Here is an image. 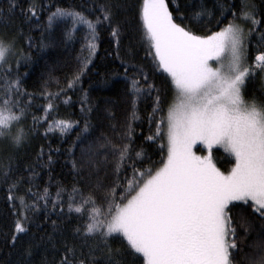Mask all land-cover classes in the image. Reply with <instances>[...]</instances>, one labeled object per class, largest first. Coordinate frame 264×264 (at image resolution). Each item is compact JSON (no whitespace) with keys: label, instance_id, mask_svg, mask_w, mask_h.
<instances>
[{"label":"snow or ice","instance_id":"obj_1","mask_svg":"<svg viewBox=\"0 0 264 264\" xmlns=\"http://www.w3.org/2000/svg\"><path fill=\"white\" fill-rule=\"evenodd\" d=\"M18 6L19 0H8L7 13H14ZM37 7L36 0H30L27 9L20 8V11L33 19L37 16ZM191 7L194 20L212 14L203 4ZM197 7L199 10H195ZM175 11L179 15L174 18L168 0H142L139 9L147 54L154 67L170 78L173 90L167 102L157 94L148 117L150 126L155 123L156 132L146 139H166V157L158 167L137 168L132 158L135 150L129 120L122 125L123 131L117 133L119 142L104 136L96 148L90 144L86 149L89 159L97 155L98 148L111 149L117 172L125 161L132 160V176L125 175L126 184L113 183L102 193L71 189L73 195L68 196V208L80 214L81 220L75 233L85 242L93 240L95 247L89 246L85 255L75 245L65 244L59 264H98L97 251H106L108 264H120L114 259L119 250H113L109 244L117 235L133 253L142 257L143 264H238L235 257L241 250L240 233L246 238L251 228L245 213L251 210L264 222V102L258 103L255 97L251 101L244 98L248 79L256 73H264V49L258 50L254 59L249 51L254 33L258 34V43L264 45V31L257 28L264 21L256 19V7L251 0H242L239 15L231 8L220 6L219 30L197 35L183 25L182 21L189 17L180 12L179 5ZM229 11L232 19L220 26ZM4 15L5 9L0 7V18ZM114 17L111 0L94 3L91 14L56 7L47 16L49 29L57 22L69 25L65 32L68 37L79 29L85 30L84 47L88 56L67 81L68 90L73 89L87 71L104 27L109 28L110 35L119 42L121 24ZM12 58H15L14 79ZM27 58L17 48L15 37L0 34V141L6 140L17 148L28 141L41 121L47 123L46 131L61 134L74 123L68 119H49L56 107L54 101L66 96V90L59 89L55 93H44L48 100L42 106L44 115L38 118L33 114L32 125L25 127L24 121L32 107L31 94L21 90L18 73L21 59ZM121 63L129 81L131 119L135 120L138 119L136 101L145 91L144 85L149 94L155 85L149 83L147 75L137 66ZM130 68L134 70L131 76L128 75ZM24 98H27L26 104ZM86 101L85 92L81 103ZM85 111L92 109L88 107ZM197 145H203L208 154H197ZM214 146L234 158L230 170L225 172L217 167L212 155ZM142 154L143 151L135 152L136 157ZM11 159V156L7 162L0 159L5 182L12 171ZM23 182L24 178L20 177L9 188V199L19 200L21 209L14 223L16 234L28 231L27 213L38 207L41 200L55 207L56 200L63 203V193L68 192L58 187L56 199L50 200L48 188L33 192L30 186L26 192L32 197L29 204L25 196L12 195V190L18 191ZM27 183L31 185V179ZM101 187L96 185L97 190ZM234 208L243 210L237 214L238 221L232 214ZM12 238L15 241L17 235ZM250 248L245 254L247 264H264V234Z\"/></svg>","mask_w":264,"mask_h":264},{"label":"trees","instance_id":"obj_2","mask_svg":"<svg viewBox=\"0 0 264 264\" xmlns=\"http://www.w3.org/2000/svg\"><path fill=\"white\" fill-rule=\"evenodd\" d=\"M99 2L100 0H36L37 16L28 19L21 14L20 8L27 9L30 0H19V6L12 14L7 13L8 0H0V7L5 9V15L0 18V34L15 37L17 48L29 57L21 59L18 73L21 78V90L31 94L32 107L24 121L25 127L32 125L33 114L38 118L44 115L42 106L48 103L44 93H55L59 89H65L66 96L54 101L56 107L49 119H68L74 122L71 129L61 134L59 131H46L48 125L41 121L36 125L35 133L18 148L6 140L0 141V159L7 162L8 157H12V171L7 182L0 172V264H59L64 255L65 244L75 245L77 250H82L85 255L89 246L95 247L93 240L85 242L76 235L75 228L81 224L80 214L74 210L69 211L68 196L73 195V187L85 193L90 190L102 193L113 183L126 184L125 175L131 178L132 160L125 161L117 172L116 158L110 148H98L97 155L91 159L86 152L90 144L96 148L98 141H102L104 136L113 142H119L117 133L123 131L125 120H129L132 125L135 150L132 158L137 168L158 167L160 161L166 157V139H146L155 136L156 132L155 123L150 126L148 117L157 94L162 101L167 102L171 99L173 90L170 78L154 67L151 56L147 54L139 15L142 0H111L114 18L121 24L119 42L110 35V29L104 27L96 41L97 50L87 71L73 89H67V81L76 74L82 59L88 56L84 47L85 30L79 29L68 37L65 32L70 26L57 22L49 29L47 16L56 7L78 9L91 14L92 5ZM168 3L174 18L179 15L175 11L179 5L180 12L189 17L182 21L183 25L190 27L197 35H207L219 30L217 19H221L220 6L231 8L238 15L242 11V0H168ZM251 3L256 7V19L264 21V0H251ZM193 4H203L212 14L192 19ZM195 10H199V7ZM225 16L220 26L226 25L232 19V12H226ZM237 22L242 23L241 20ZM177 23L181 21L177 20ZM257 28L264 31V23ZM258 40V34L254 33L249 44L252 59L258 50L264 49V45H260ZM122 61L124 64L137 66L138 70L147 75L149 83L155 85L151 94L144 85L145 91L136 101L135 111L138 119L135 120L131 119L132 98ZM13 63L14 79L15 58ZM133 71L130 68L128 75L131 76ZM137 79L140 77L137 76ZM85 92L87 101L82 104ZM253 97L258 103L264 102L263 73L254 74L247 81L244 98L251 101ZM27 102V98H24V103ZM88 107H91V112L85 111ZM140 151H143V154L136 157L135 152ZM213 156L222 171L230 170L234 163V158L220 147H215ZM33 172L36 173L35 176ZM20 177L24 178V182L19 184L18 191L12 190V195L25 196L29 204L32 197L27 196L26 192L30 186L33 192L48 188L51 193L50 200L56 199L58 187L66 188L68 192L63 193V203L56 200L55 207L52 203L45 205L41 200L38 207L30 209L27 213L28 231L16 234L14 223L17 212L21 209L19 200L9 199V188ZM29 179L32 181L31 185L27 183ZM97 184L102 186L98 190ZM241 211L243 210L240 208L232 209L233 217L237 221V214ZM245 214L251 221V228L246 238H243V232L240 233L241 250L235 257L238 264H247L245 254L251 251L250 245L264 234V222L259 216L253 215L251 210ZM14 234L17 235L15 241L12 238ZM109 244L113 250H119L114 259L120 264H143L142 257L133 253L121 236L110 239ZM95 255L98 264H108L106 251H97Z\"/></svg>","mask_w":264,"mask_h":264},{"label":"rangeland","instance_id":"obj_3","mask_svg":"<svg viewBox=\"0 0 264 264\" xmlns=\"http://www.w3.org/2000/svg\"><path fill=\"white\" fill-rule=\"evenodd\" d=\"M13 59L12 58V63H13ZM14 64V63H13ZM263 79H264V73H263ZM246 100V99H245ZM215 147H219V146H214L213 150L215 149ZM197 151V154L199 155H207V149L203 146V145H197V148L195 149ZM213 150H212V155H213ZM213 160L215 162L214 156H213ZM216 163V162H215ZM217 165V164H216ZM218 167V166H217Z\"/></svg>","mask_w":264,"mask_h":264}]
</instances>
